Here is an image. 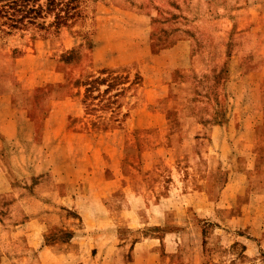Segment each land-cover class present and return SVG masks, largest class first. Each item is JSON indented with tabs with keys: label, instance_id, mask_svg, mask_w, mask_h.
Segmentation results:
<instances>
[{
	"label": "rangeland",
	"instance_id": "rangeland-1",
	"mask_svg": "<svg viewBox=\"0 0 264 264\" xmlns=\"http://www.w3.org/2000/svg\"><path fill=\"white\" fill-rule=\"evenodd\" d=\"M31 4L0 12V115L25 100L38 171L0 141L14 168L0 184L15 183L0 187V264H264V76L245 73L264 0ZM39 182L50 223L31 249L19 233L39 204L23 195ZM84 213L106 216L86 229Z\"/></svg>",
	"mask_w": 264,
	"mask_h": 264
},
{
	"label": "crops",
	"instance_id": "crops-1",
	"mask_svg": "<svg viewBox=\"0 0 264 264\" xmlns=\"http://www.w3.org/2000/svg\"><path fill=\"white\" fill-rule=\"evenodd\" d=\"M259 45H261V42L259 43ZM262 53V52H261ZM261 53H259V57H256L259 59L258 64L252 68L249 69V72H245V73H249L251 74L252 72H256L259 74L260 78L261 76L263 77L264 74L261 73L264 69V55H260ZM263 67V68H262ZM243 73V74H245ZM249 74H245V75H249ZM19 91H16V93H11L9 95V91H4L1 92L2 96L5 95H9L11 98H19L20 95L18 93ZM1 97V96H0ZM47 101L50 102V94L47 96ZM54 101L51 102L50 105V111L56 112L55 109L56 106H54ZM16 110V108H14ZM13 109V110H14ZM12 111V114L10 116L4 115L1 116L0 115V141L2 143V141H11L13 142V144H17L18 148V153L19 154L17 157L18 159V163H17V171L19 173H22L23 176L25 175H29V176H33L36 175L38 173V171L35 170V168L33 167L32 169H30V166H27L26 164V159H24L25 157V151L28 150V148L26 149V146H28L30 143L29 141H33V139H35V133L33 131V121H30L26 115H22V112L25 114L27 112L26 110V102L25 100L22 102L21 108H20V114H13V112H15V110ZM81 116V113H79ZM83 114V113H82ZM84 115V114H83ZM27 120L30 124V126L27 125ZM26 123L25 127L26 129H24V124ZM28 127V128H27ZM0 143V144H1ZM21 150L22 153H21ZM3 154H5L6 156H8V151L4 150ZM9 170H14V168H12V166H7V164L5 165L1 158H0V171L3 172L4 174L7 173ZM29 171V173L27 172ZM3 177H6L3 176ZM2 180V184H0V187L5 186V187H14L12 185H14L15 183H12L11 181L7 180L6 178L1 179ZM4 182H6L5 184H3ZM24 184V183H23ZM42 185L39 183L35 184V191H33L32 194H25L23 195V198H30L29 200H32L35 204H39L38 208L39 210H36L34 212H29L28 213V218H25V222L23 223V228H21V231L19 234H21L23 237H25L24 241H23V245L24 246H33V249L36 248V246L39 244L38 241V237H40V235H42V230H43V225L44 222H47L48 224L50 223V221L46 220V217L43 216L42 213V207H40L43 205V203H45V198L44 195L41 194L40 191H38L39 188H41ZM98 190H101V187L98 186ZM104 195V193L99 192L97 194L96 199L100 201L101 196ZM68 195H64V194H57L54 196H51V199L54 201L55 199H57L58 202H62L65 203L66 200H72L71 203L75 204L78 200L77 198L79 196L77 195H73L70 194L69 197H67ZM81 196V195H80ZM49 197V196H48ZM25 200V199H23ZM83 223L86 227V229L88 228H95L98 227L100 228V226H102L100 220H102L106 214H89V213H84L83 215ZM57 220V219H55ZM21 224V223H20ZM19 224V225H20ZM9 232V231H8ZM30 249V247H27V250Z\"/></svg>",
	"mask_w": 264,
	"mask_h": 264
},
{
	"label": "trees",
	"instance_id": "trees-1",
	"mask_svg": "<svg viewBox=\"0 0 264 264\" xmlns=\"http://www.w3.org/2000/svg\"><path fill=\"white\" fill-rule=\"evenodd\" d=\"M30 1L32 0H0V12L11 21H21L25 14L37 11L41 7L40 5H37L38 7L29 5ZM19 12H22L20 16H18Z\"/></svg>",
	"mask_w": 264,
	"mask_h": 264
}]
</instances>
